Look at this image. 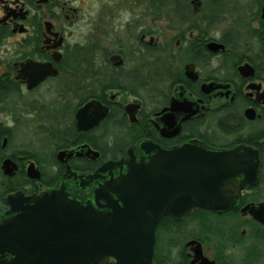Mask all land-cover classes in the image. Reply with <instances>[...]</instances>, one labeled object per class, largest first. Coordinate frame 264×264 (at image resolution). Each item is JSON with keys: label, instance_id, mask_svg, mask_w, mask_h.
<instances>
[{"label": "flooded vegetation", "instance_id": "flooded-vegetation-1", "mask_svg": "<svg viewBox=\"0 0 264 264\" xmlns=\"http://www.w3.org/2000/svg\"><path fill=\"white\" fill-rule=\"evenodd\" d=\"M71 3V0H0V51L16 50L17 44H19L18 48L23 47V50H18L17 52L20 55L19 60L21 62L16 63L13 68L12 65L0 60V77H7L6 81L0 82L1 87L12 90L19 88L21 92L20 95H13L10 98V102L7 101L9 102V108L6 110L0 109L1 111L7 114L10 113V116H12L16 115L12 111H16L18 108V115L21 116L20 110L26 104L27 98L32 96L35 91L45 84L51 83L53 85L54 83V88L57 92L63 91L65 97L68 96V101L73 100L75 103L72 105L67 103V106H80L77 109L78 111L90 101L96 100L108 108L109 114L112 107L120 108L126 116L128 125L138 126L136 130H142L143 127L152 128L157 138L164 143L166 142L165 145L150 139L135 141L124 149L123 155L128 148L142 141H152L162 147L172 148L188 141L198 140L196 139L197 136H192L202 134L204 129L203 121L208 123L207 121L212 118L214 121H217L224 111L228 110H232V113H229L230 122L234 121L233 116L237 114L243 123H245L243 133L250 124L258 122V124H264V46L262 48L260 40L256 37V34L262 32V28H264V4L260 9V17L252 20L256 24L253 29V35L255 36L256 43L259 45L258 53L253 56L238 53L234 50V32L232 29H228L223 32L220 39L212 40L224 45L225 51L214 54L207 50L210 56L204 59L201 42H199L201 34L196 28L198 35L191 41H197L198 43L194 46L193 50L188 51L190 44L188 43L183 52L170 53L166 59H163L155 51L152 33L146 28H140L136 43L140 51V54H137V56L140 57L142 65L130 66V64H133V55L136 54L128 53L126 48L111 51L107 47H103V49H99L92 54L87 47L67 42L68 29L70 30L80 21V10L73 7ZM143 5L146 8L147 15L153 18L154 4L152 1L146 0ZM195 24L197 27L201 25L198 22H195ZM224 41L231 43V49L227 48ZM207 44L208 42L206 43V49ZM26 48H28L27 52L25 51ZM11 53H14L13 50ZM6 56H9V54L7 53ZM216 59L218 63L211 75L203 77L202 74L197 72L198 65L206 64ZM28 63L50 66L57 72V75L49 77L37 88L28 90L27 81L18 79L22 67ZM175 63L179 65L178 69L174 67ZM247 64L254 69L253 77H244L239 72V68ZM190 66H193V71L197 75L196 81L187 77V68ZM62 77L64 81L60 84L58 80ZM3 79L5 80L6 78ZM211 83H216L223 88L217 89L210 94L203 93V85ZM156 84H166L163 90L166 92L167 90L170 91L164 105L158 109L153 108ZM92 89L100 90L98 95L104 101L96 97L90 98L88 91ZM112 91L127 92L131 96H134L137 101L129 106H124L117 100L116 96H110L109 93ZM80 94L83 95L82 101L78 97ZM185 101L199 104L198 113L188 120H185L188 115L182 109V104ZM172 102L176 103L178 111L172 113L173 119L171 123H174V129L179 127L180 131L175 137L166 139L161 135L164 124L161 122L162 115L158 114L169 109ZM127 107L136 108L133 113V120H131L126 111ZM249 109L254 110L260 119L256 121L248 120L245 112ZM77 111L74 113L72 120L76 130L75 118ZM166 113L168 114V112ZM107 118L95 129L86 132H79L77 130V132L95 133L98 130H103L102 134H104L113 128L112 126H107L105 123ZM17 121L15 119L13 122L17 123ZM0 125L4 124L0 122ZM230 126H234V124L231 123ZM4 127L10 131L12 136L14 135L11 128L5 125ZM236 127L241 128L240 125ZM125 131L127 132V130ZM171 131L173 130L167 129V133ZM243 133V137H248L252 134L247 133V136H245ZM0 138L1 166L5 160L10 159L18 165V171L20 169L26 171L28 168L26 165L29 166L31 163H35L41 171L39 165L34 160L23 162V157L13 158L11 155H7L6 149L10 143L9 139L7 136L1 135ZM111 138L112 136L108 137L109 140ZM5 140L6 143L4 145ZM111 142L112 139L110 140L109 146L111 147L109 148L115 153L118 149L117 147H113V143ZM239 145L246 144L239 143L233 147L215 148L231 149ZM82 146L90 145L85 143L78 147L59 150L55 154V160L58 165L64 168V173L66 166L58 161V154L62 151L72 152ZM93 150L99 152L101 157L99 150ZM260 156L262 162L261 153ZM98 160L90 156H74L69 160V165L73 171L79 174L89 173L95 170L80 171L75 169L73 164L84 166L85 163ZM38 184L39 190L34 194H39L45 189L50 188L43 186L41 181ZM255 187L244 192L238 207L227 213L197 210L189 217L180 221H176L170 216L174 222L181 223L172 230L166 228L160 232V239H158L157 229L155 248L158 242V247H163L157 260L158 264H202L201 261L196 259L194 253L199 244L202 247L203 256L214 264H235L236 262L230 259V255L231 252L236 250L241 252L243 250L244 252L237 263L264 264V225L251 217L249 212H243V209L247 206L259 207L260 205H264V201L260 200V196L262 195L256 197L254 193ZM192 221L194 222L193 226L195 225L199 229L198 232L187 230L185 232L181 230V228L186 229L187 224ZM175 237L182 238L179 253L174 248L173 240ZM209 245H213L214 250H211ZM206 250H210L211 254H207ZM176 253L178 256H176Z\"/></svg>", "mask_w": 264, "mask_h": 264}, {"label": "water", "instance_id": "water-1", "mask_svg": "<svg viewBox=\"0 0 264 264\" xmlns=\"http://www.w3.org/2000/svg\"><path fill=\"white\" fill-rule=\"evenodd\" d=\"M207 50L216 54L225 46L212 41ZM239 72L254 76L248 64ZM56 75L50 66L28 63L18 79L33 90ZM187 77L197 80L193 66L187 68ZM221 88L211 83L202 90L210 94ZM135 109L126 108L131 120ZM182 109L188 120L198 113L199 104L185 101ZM176 111L172 102L158 114L166 139L180 131L171 123ZM108 114L106 106L90 101L76 113L77 130L99 127ZM245 116L250 121L260 119L252 109ZM167 129L173 131L167 133ZM74 156L98 159L100 153L90 146L62 151L57 158L66 169L57 185L39 194L18 191L4 198L8 209L0 215V264H154L156 231L164 218L180 221L197 210L227 213L236 209L243 193L258 184L262 167L260 152L248 145L219 149L199 140L172 148L142 141L128 148L121 159L82 174L69 165ZM1 169L4 176L13 178L18 165L7 159ZM26 175L31 181L42 179L35 163L28 166ZM243 212L264 225V205L247 206ZM194 253L202 264H214L203 256L200 244Z\"/></svg>", "mask_w": 264, "mask_h": 264}, {"label": "rangeland", "instance_id": "rangeland-1", "mask_svg": "<svg viewBox=\"0 0 264 264\" xmlns=\"http://www.w3.org/2000/svg\"><path fill=\"white\" fill-rule=\"evenodd\" d=\"M71 2L73 7L80 10V21L76 26L70 30L68 29L67 42L87 47L92 54L99 49H103V47H107L111 51L126 48L128 53L136 54L133 55V64H130V66L142 65L140 57L137 56V54H140V51L136 43L140 28H146L152 33L156 53L163 59H166L170 53L183 52L189 41L194 40L198 35L197 30L192 29L190 25L193 22L202 24L203 18L208 16V13L204 12L203 0H179L178 7H172L174 11L167 10L159 13L153 10V18L147 15L146 8H144L143 3L146 0H71ZM263 4L264 0H227L223 4L224 7L222 9L224 11L216 13L214 17V25L210 29L211 40L208 43L214 39H220L225 30L232 29L235 38V51L249 56L258 53L259 45L256 43L255 36L253 35V29L256 24L252 20L260 17V9ZM185 16L188 17L186 20ZM18 46L19 44H17L16 50L0 51V60L12 65V68L16 63H20V55L17 52L18 50H23V47L18 48ZM12 50L14 53H11ZM25 51L27 52L28 48ZM7 53L9 56H6ZM217 63L218 60L216 59L206 64H200L197 67V72L202 74L203 77H208L212 74ZM174 67L178 69L179 65L175 63ZM63 79L62 77L58 82L62 84ZM54 85V83L53 85L47 83L35 91L32 96H29L26 104L20 110L21 116L18 115V108L16 111H12L16 114L12 116H10V113L7 114L0 110V122L11 128L14 134L13 139L7 145L6 154L12 155L24 150H30L32 153L39 154L40 162L47 169L46 172L48 174L58 171L57 167L52 166V156L59 150L52 146L53 143L49 142L44 133L45 129L43 125L46 124L47 128H50L51 124H53L51 119H48L52 108H54L53 110L57 108L61 110V108L63 109L67 106V103L71 105L75 104L73 100L68 101V96L65 97L63 91L57 92ZM165 86L166 84H156L155 91L163 90ZM109 94L110 96H116L117 100L124 106H129L137 101L134 96H131L127 92L112 91ZM30 106L37 108L39 114L32 111L31 114H27L25 107ZM40 114L44 115L39 117ZM15 119L18 120L17 123L13 122ZM64 122L67 126L71 123L69 119L64 120ZM209 123L210 133L216 135L217 140L220 142L219 144L227 145L234 141V136L223 137L215 122L210 121ZM66 125L63 126V129L67 127ZM263 127V123L252 124L248 126L243 134L247 136V133H253ZM102 132L103 130H98L95 134L99 136ZM26 167L28 166L26 165ZM2 175L4 174L0 165V178ZM261 195L260 200L264 201V196L263 194ZM1 206L0 202V208ZM193 224V221L189 222L186 229L181 228V230L198 232L199 229L195 225L193 226ZM181 240V237H175L173 240L174 248L178 253L181 248ZM209 248L214 250L213 245H209ZM162 249L163 247L159 250L162 251ZM206 253L210 255L211 251L206 250ZM243 254V250L242 252L238 250L233 251L231 252L230 259L236 262L235 264H239L237 262H239L238 260L241 259Z\"/></svg>", "mask_w": 264, "mask_h": 264}, {"label": "trees", "instance_id": "trees-1", "mask_svg": "<svg viewBox=\"0 0 264 264\" xmlns=\"http://www.w3.org/2000/svg\"><path fill=\"white\" fill-rule=\"evenodd\" d=\"M154 4V10L156 12H164L167 10H173V6L178 7L179 0H151ZM227 0H203L204 2V12L208 13V16H205L202 20V24L197 27L195 22H193L190 27L192 29L199 30L201 34V46H202V52L204 59L207 56H210L207 49H206V43L211 40V31L210 29L214 25V17L216 13H221L224 10L222 9L224 6L223 4L226 3ZM179 9V8H177ZM181 10V9H179ZM188 16V15H187ZM185 16V20L188 18ZM256 37L260 40V43L262 45V48L264 46V28H262V32H259L256 34ZM188 51L193 50L194 46L198 43L197 41H191L189 42ZM225 45L228 49H231V43L225 42ZM3 78H6L5 80ZM7 80V77H0V82L3 83ZM102 91V90H101ZM100 90H89L88 96L90 98H99L100 100L103 98L98 95ZM169 90L163 91L159 90L155 93V99H154V105L153 108H160L164 105L167 96L169 94ZM19 88L12 89H4L1 87L0 84V109L6 110L8 107V103L10 102V98L13 97V95H20ZM79 100L82 101L83 95L80 94ZM9 101V102H7ZM104 101V100H103ZM80 106L70 107L65 106V108H57L53 110L52 108L51 112L48 115V119H51L50 128H47L48 126L45 124L43 125L49 142L53 143V147H55L57 150L62 149H68L72 147H78L79 145L88 143L93 149L99 150L101 152V157L98 161H90L88 163H85V165H79L76 166L73 164L74 168L80 171H94L97 168H99L103 163L109 160H118L123 155L124 149L129 146L130 143H133L135 141L143 140V139H150L154 140L157 143L165 144L161 140L157 138L155 133L153 132L152 128H145L143 127L142 130H136L138 126L128 125L126 116L120 108L112 107L110 114L107 118V121L105 122L107 126H112V129H109L104 134H101L97 136L93 132L88 133H78L74 123H72L74 113L77 111V109ZM11 109V108H10ZM38 113V109L34 108L33 106L25 107V112L27 114H31L32 112ZM229 113H232V110L224 111L220 119L217 121H214L213 118L207 121H203V132L201 135L195 134L192 137H196V139L208 144L211 147H233L236 146L239 143H245L246 145L258 149L262 155V172L260 176V181L258 182L257 186L254 188V193L256 197H259L261 194L264 195V127L253 132L248 137H243L242 133L244 131V124L243 121L240 119L237 114H234V121L230 122ZM47 114V113H46ZM44 114H40L39 117H41ZM70 119L71 123L69 126L66 125L64 120ZM229 118V119H228ZM215 122V124L218 127V130L223 135V137H230L234 136L235 139L232 143L227 145H221L220 142L217 140L216 135L214 133H210L211 129L209 122ZM230 122V123H229ZM234 124V126H230V124ZM259 123V122H258ZM105 124V125H106ZM207 124V126H205ZM66 125L67 127L63 129V126ZM240 125V129L236 126ZM252 125V124H251ZM250 125V126H251ZM143 126V125H142ZM41 127V126H40ZM39 127V129H40ZM127 130V132L125 131ZM0 135L1 136H7L9 139V142L13 139L12 134L8 129L4 127V125H0ZM109 136H112V146L117 147V152L113 153L112 150L109 148L110 140L108 139ZM219 138V137H218ZM188 139V138H187ZM1 140V138H0ZM121 143V144H120ZM166 145V144H165ZM39 154L32 153L30 150H24L17 153L12 154L11 156L13 158L16 157H23V161H29L34 160L39 165L43 179L41 180V184L45 187H51L56 185L58 182L61 181L63 174H64V168L58 165L57 161L55 160V155L52 156V166H57L58 171L56 173L48 174L46 171L47 169L41 164L40 162V156ZM82 163V162H81ZM39 190V184L38 182L30 181L27 178L26 171L24 169H20L15 177L13 178H6L2 175L0 178V202L2 204L0 208V214L3 213L6 210V206L4 204V198L11 193H15L18 191H23L26 195H32ZM247 196V195H246ZM246 199V198H245ZM171 223V224H170ZM181 222H174L171 217H166L162 220L158 227V239H160V232H162L166 228H170L171 230L174 229L177 225L179 226ZM159 242L157 243V246L155 248V255H154V264H158L157 260L159 259V255L161 254ZM109 264H115L113 261Z\"/></svg>", "mask_w": 264, "mask_h": 264}]
</instances>
